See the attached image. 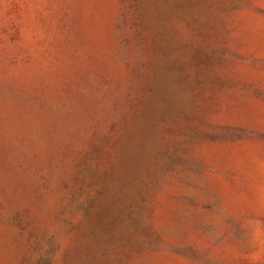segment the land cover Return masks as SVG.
Instances as JSON below:
<instances>
[{"label": "rangeland", "instance_id": "374dc122", "mask_svg": "<svg viewBox=\"0 0 264 264\" xmlns=\"http://www.w3.org/2000/svg\"><path fill=\"white\" fill-rule=\"evenodd\" d=\"M0 264H264V0H0Z\"/></svg>", "mask_w": 264, "mask_h": 264}]
</instances>
